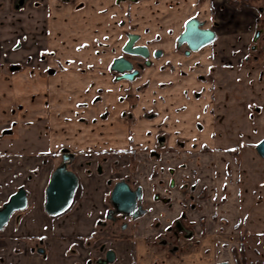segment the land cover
<instances>
[{
	"label": "crops",
	"instance_id": "0c3cea01",
	"mask_svg": "<svg viewBox=\"0 0 264 264\" xmlns=\"http://www.w3.org/2000/svg\"><path fill=\"white\" fill-rule=\"evenodd\" d=\"M35 1L27 0L22 5L20 0H0V60L3 59L0 62V199L24 182L30 171L37 167L40 179L35 182L38 186L30 185L35 202L39 205L42 204L40 187L45 183L43 176L51 166L45 168L40 165L41 152L14 149L15 146L10 145L6 138L14 128L38 124L39 127L48 128L49 132L54 131L56 136L55 139L50 136V150L46 153H56L62 147L74 151L90 147L122 148L125 141L121 129L106 130L101 122L86 126L67 121L77 110L75 105L78 102L89 101L96 89L106 84L101 81L99 62L94 57V38L101 35L95 31L97 27L103 25L101 27L106 30L112 28L114 21L125 19L127 9L134 23L147 25L154 34L160 31L158 26L161 20L157 18V13L151 14L149 7L145 9V4L148 6L150 1L142 5L147 11L144 13L146 19L141 13L143 9L135 4L124 3L121 8H116L112 6V0H90L79 14H74L72 10L58 11L56 0H38V5ZM100 8L106 10L100 12ZM160 15L164 21L172 22L177 18V11L164 8L163 4ZM247 18L251 20L252 17ZM84 21L90 28V47L87 52H78L76 46L82 41V33H70L74 38H69L68 25L72 23L71 27H76L75 22L80 24ZM165 30H162L163 33ZM174 31L177 32L178 27ZM25 36L33 37V48L42 46L46 52L55 53L53 60L50 59L54 74L46 75L43 69L30 64L23 68L12 67L20 65L21 58L10 62L7 56L14 53L23 56L27 49L32 50L27 42H21L26 39ZM40 36L45 37L41 43L37 42ZM75 37L80 40L78 43ZM223 42L227 43L218 41L216 44L219 55L215 65L219 72L217 79L224 74L222 79L227 80L218 84L224 90L240 88V78L246 84L238 96L235 92V96L228 99L229 121H223L218 113L214 116L212 105L203 112V101H183L181 87L148 92L151 95L143 98L149 101V97L153 96L152 103L147 107L153 111V119L168 117L170 123L173 119L180 120L179 124L171 123V127L175 125L179 139L185 142L182 150L186 152L179 158L185 168L180 172L176 186L169 190L155 185L151 180L153 168L142 172L138 180L149 213L138 219L139 225L134 231L126 234L132 238L113 239L111 245L116 252V264H242L239 248H242L246 264L256 260L264 262V158L255 149V145L264 138L261 139L264 135V75L259 78L258 71L246 75V67L238 64V56L230 55L237 47L236 43L232 44V39H223ZM164 50L167 55L178 59L177 55H173L171 43L165 45ZM226 61H232V72L225 67ZM202 62L206 60L202 58ZM86 66L92 68L85 74L81 73L80 69ZM163 79H166L165 74ZM187 86L190 87V84ZM184 105L185 110L179 111ZM92 117L96 115L92 113L86 116L87 119ZM197 118L204 123L202 130L191 128L198 121ZM155 122H149L147 126L154 129ZM137 123L134 132L139 140L138 136L145 127L140 117ZM6 130L10 133L5 134ZM106 141H109V145H106ZM154 193L159 195L158 199L167 197L168 202L156 201ZM60 219L57 220L59 223ZM29 220L33 223L36 221V228L42 225V219L37 214L36 218ZM177 222L180 228L173 227ZM19 227L18 221H10L1 231V238L6 237L7 242H13L12 246L6 244L7 247H3L8 253L3 252L2 256L5 253L9 264L15 263L13 258L24 256L26 262L21 264H42L34 255H30L27 246H20L18 237L22 234ZM32 228H25L26 236L34 233ZM183 229L188 232L185 237L182 236L185 232ZM173 230L178 232V248L170 252L168 247L160 248L157 242L162 235L172 236ZM52 232L56 237L64 233L61 229ZM46 233L51 235V230ZM68 233L74 236L76 232ZM67 245L68 242L59 243L55 248H49L50 262L46 263L45 260L43 264H71L72 257ZM236 257H239V261Z\"/></svg>",
	"mask_w": 264,
	"mask_h": 264
},
{
	"label": "flooded vegetation",
	"instance_id": "af4514ba",
	"mask_svg": "<svg viewBox=\"0 0 264 264\" xmlns=\"http://www.w3.org/2000/svg\"><path fill=\"white\" fill-rule=\"evenodd\" d=\"M26 1L27 0H20L22 5L26 3ZM89 1L90 0H56L58 3L56 8L58 11L72 10L74 14H79L88 6ZM146 1H150L148 7L151 14H153V12L157 13V18L161 20L158 26L160 31L154 34L150 27L142 23L143 26H141V31H139L140 25L131 20L130 11L128 9L125 11V19L120 18L118 21H114L112 28L106 30V28L101 27L103 25L97 27L95 31L101 35L94 38V47L96 48L94 57H96L99 62L101 81L106 84L105 86L97 88L89 101L78 102L75 105L77 110L73 112L74 114L72 113V117H69L67 121L72 124L86 126L88 124L95 125V123L101 122L102 128L106 130L112 131L114 129H121L124 133L125 141L122 148L106 146V148L103 147L102 149L90 147L89 149L74 151L68 147H62L55 153V157L48 156L50 161L41 157L40 165L42 167L46 168L47 165L45 166V163H52V166L43 176V182L45 181V183L43 187H40L42 204L38 205L35 202V198L33 197L34 192L30 185H34L35 188L38 186V183L36 184L35 182V180L40 179L37 167V169L34 168L30 171V175H28V178L24 180V182L20 183L18 186L16 185L11 193L5 198L0 199L1 208L10 195L19 188L25 190V208L12 213L8 222L3 226L0 232L10 221H18L21 227H19V231L22 234L18 237L20 246H24V248L27 246L30 255H34L42 264L43 261L47 260V263L48 260H50L49 248L53 246V240H57L63 244L64 241L68 242L67 251L72 257L71 264H105L106 253L109 250L114 252V261L106 264H116V252L111 245L113 239H130L131 236L128 237L126 234H130V231H134L136 226L139 225L138 219L149 213V208L144 203L143 188L140 184V180H138L142 172L148 169L152 170L153 168L154 173L151 175V177H153L151 180L155 185L165 190L173 189L176 186L180 178L179 174L185 168V164L180 162L179 158L181 154L183 155L186 151L185 149L182 150L185 142L179 139L178 131L171 130L170 126L171 123L179 124L180 120L173 119L170 123L168 117L153 119L155 118L153 111H149V108H147L149 104L152 103L153 96L149 97V101L147 98L143 100L147 95H151L149 94L150 92H162V90H170L171 87H181V97L185 102L194 101L195 103H200L205 96L206 98L207 96L211 97L213 94V87L216 86V83L227 80V78L222 79L224 74L221 75V79H217V73L219 72L218 69H216L217 65H215L219 55L216 44L218 41H221V44L227 43L223 42V39H232V44L234 42L236 43L237 47L230 52V55L231 57L238 56V64L246 67V75L250 76L255 71H258L259 78L264 75V0H112V6L121 8L122 4L125 3L126 5L135 4L137 8H140ZM35 3L38 5L39 1L36 0ZM163 4L164 8L171 9L173 12L177 11V18L172 22L164 21L161 18L160 12ZM100 9V12L106 10L104 8ZM120 10L121 9H119V11ZM250 15L252 17L251 20L248 19L249 17L247 18V16ZM135 16L137 17L136 14ZM74 18L78 20V17L75 16ZM138 19H141V17L138 16ZM247 19L248 21H246ZM189 21L192 25L195 23L199 29L213 32L212 41L198 50L190 49L186 41L178 43V37L185 30V25ZM77 22H75L76 27H71L72 23L68 25L69 38L73 37L70 33H82V38L80 39L82 41L76 46L77 51L87 52L90 47V43L88 42L90 28L86 21L80 24ZM177 27L178 31L175 32L174 29ZM165 28V33H163L162 30ZM113 29L116 30V39H113L111 35V30ZM128 36L132 37V45L129 46V49L145 47L147 51L146 57L138 53L129 54L123 50L126 42H128ZM32 38L33 37L29 36L21 40V42H27L29 48H32V50L29 51V49H27L23 56H21V64L17 65V68L19 66L23 68L26 64H30L32 67L43 69L46 75L54 74L55 70L50 65V59L52 58L53 60L55 53L46 52L42 46L33 48L34 42ZM44 38V36L37 37V42L41 43ZM75 40H77V43L80 41L77 37H75ZM169 43L172 45L173 55H177L178 59L176 56H169L167 52H165V45ZM158 44L160 46H158ZM222 50H224V48H222ZM118 58L127 60L131 65V69L123 72L111 70L110 65L112 61ZM202 58L206 60L205 63L202 62ZM2 61L3 59L0 60V62ZM232 64V61L224 62L225 67L231 69L230 72H232L233 69ZM91 68L92 66H86L80 69V72L85 74ZM164 74L166 79H163ZM130 76L132 78H130ZM243 82L245 81L243 80ZM187 84H190V87H188ZM223 85L227 86V84ZM221 87L224 88L223 86ZM160 100H162V96ZM182 110H185V105L183 108L179 109V111ZM92 113L95 114L96 117L87 119L86 116ZM138 116L141 120L143 119V121H145L142 123L145 127L142 128L143 131L139 128L141 131L138 136L139 140L136 139L134 132V128L138 125ZM197 120L198 121H195L194 125H192V130L202 129L203 126H201L200 118H197ZM153 121H156L153 128L159 129L156 132H153L154 129H152L151 126H147L149 122ZM4 133L8 134L10 131L6 130ZM106 145H109V141H106ZM132 150L135 153H131ZM41 153L47 154L46 152ZM138 153H142V155L148 159V162L145 163L144 161V163H141L140 161L139 165H142L141 168H139V166L131 168L127 166L128 169H130V173H127L122 166L126 163L124 159L131 158L132 154L136 155ZM65 157L66 159L64 161ZM78 157L86 159H84V162L77 163ZM54 158L58 160L56 165H53ZM62 163L65 164L67 171L72 172L76 176L77 186L70 207L60 215L51 216L44 210V192L52 172ZM83 164L84 166H82ZM117 165L121 171V175L116 176V174H113L115 177H107L106 172L108 169H112ZM101 176H105L103 184L107 190L105 189L104 192L102 191L101 194L98 195L100 197L99 202H101L102 196L108 192L110 207L105 208L102 213V210L96 207V203L88 201L91 204V209L85 210L87 215H84V219H81V216H79L78 219L74 221L73 219L66 220L67 224L62 221L59 223L57 220L66 215L68 218H74L72 214H68L74 211L72 208L75 204L77 205L86 194L83 191V177L84 181L87 182V180L92 179V177L99 178ZM181 179L183 180L184 178L182 177ZM102 180L103 179H101V181ZM119 182L126 183L132 191L140 188L141 199L136 203V211L138 213L136 217L116 212L111 203V191ZM79 190L80 194L77 198L76 195ZM1 195L4 196V194ZM88 196L89 193L88 195L86 194V197ZM153 196H156V201L168 202L167 197H160L158 199L159 195L157 193H154ZM152 200H154V198H152ZM101 204L102 203H100V205ZM138 206H140V208H137ZM94 213H96L95 216ZM36 214L40 220L42 219L40 228H36V221L33 223L29 220V218H36ZM75 221L77 226L82 228L77 230V233H80L77 237L81 236L85 240H89L94 235L93 232L96 234L97 232H102V230H106L108 235L101 236L100 242L94 247L89 244H87L89 248L85 247L84 243H81L78 238L72 236L73 234H67V232L74 231L72 227L75 226ZM180 226L181 225L177 222V225L175 224L173 227L180 228ZM27 227H33L32 230L34 233L26 236L25 228ZM55 229H61L65 234H61V237L53 236L54 232L52 231ZM47 230H51V235L46 233ZM183 230L185 232L182 236L185 237L188 235V232L185 229ZM177 234L178 232L173 230L172 236L162 235L158 239V246L160 248L168 247V251L170 252L178 248L177 242L179 237ZM27 240L31 243H26L29 242ZM79 242L80 249H75L74 247L78 245ZM20 252L23 253L22 249ZM236 258L237 261H239V257ZM4 262L5 264H9L6 258ZM215 264L224 263L218 262Z\"/></svg>",
	"mask_w": 264,
	"mask_h": 264
},
{
	"label": "rangeland",
	"instance_id": "374dc122",
	"mask_svg": "<svg viewBox=\"0 0 264 264\" xmlns=\"http://www.w3.org/2000/svg\"><path fill=\"white\" fill-rule=\"evenodd\" d=\"M144 7H145V9H147V7H148L147 4H145ZM139 9H143V7L141 6ZM145 9H143L144 12L141 11V13H143V15H144L143 19L144 18L146 19L145 14L147 11ZM141 26H143V25L139 26V31H141ZM111 31H112L111 35L113 36V39H116V36H115L116 30L113 29ZM118 33H119V29H118ZM17 57L21 58V54H19V53L18 54L17 53L11 54V55L7 56V60H9L10 62H13ZM108 60H109V58H108ZM12 66H17V65H12ZM240 80L242 82V84L240 85V88L236 87L235 89L233 88L230 90H227L226 88L224 90L217 83L216 86L213 87V94L211 95V97L207 96V98H206V96H205L201 100V102L203 101L202 111L205 112L209 108V106L212 105L214 116L216 113H218L219 116L223 117L222 118L223 121H225V122L229 121L230 110L226 106L228 103V99L231 98L232 96H235V92H236V96H238L243 91V88L246 86V84L243 82V79L240 78ZM244 100H246V97ZM172 112L173 111H171V113ZM171 116H172V114H171ZM141 122L143 123L145 121L141 120ZM200 123L202 124L203 122L200 121ZM201 126H203V125H201ZM203 128H204V126L202 127V129ZM170 129L175 130L176 129L175 125H173L172 127L170 126ZM157 130H159V129L156 128L153 130V132H156ZM47 131H48V128L46 129V127H43V126L39 127L38 124H36V126H35V124H34V126L31 125V126H24V127H20V128H14L12 133L10 135H8V137L6 139H7V141H9L10 145L15 146L14 149L15 148L22 149V150H25L26 152L35 151V152H44L45 153V152H48V150H50L49 146H50L51 137H52V139L53 138L55 139V137H56V136H54V134H55L54 131L53 132H49V131L47 132ZM263 137H264V135L261 137V139ZM131 153H135V152H133V150H132ZM49 155L55 157L54 152H52L51 154H48V153L47 154H41V155H39V157H44L45 160L50 161V159L48 157ZM131 156H132L131 158L124 159V162H126V163H124L122 165L123 169L126 170L127 173H130V169H128L127 166H129L130 168L139 166V168H141L142 165L141 166L139 165L140 161H141V163H144V161H145V163L148 162L147 161L148 159L145 158V156H143L142 153H138L136 155L132 154ZM135 156H136V158H135ZM139 157H140V159H139ZM84 159H86V158L78 157L77 163L84 162L85 161ZM53 160H54L53 165H56V163H58V160L55 158ZM150 163H152V162H150ZM45 166L46 167L52 166V163H49V162L47 164L45 163ZM82 166H84V164ZM110 170H111V172H110ZM113 174H116V176L121 175V171H120L118 165L114 166L112 169H108V171L106 172L107 177H115V175H113ZM104 177L105 176H101L99 178L98 177H92V179L87 180V182L84 181V177H83V179H82L84 182V190L83 191L87 195L89 193V196L86 197V194H85V196H83L82 200L79 203H77V205L75 204V206H74L75 208L74 207L72 208L75 211L74 212L75 213L74 218H68V216L61 217L60 220L62 222L67 224L66 220L73 219V221H74V220H77L79 216H81V219H84V215L85 216L87 215L85 210L91 209V204L88 201H91L92 203L93 202L96 203V207H99V209L102 210V213H103L105 208L110 207L108 192L102 196L101 202H99L100 197L98 195L101 194L102 191L104 192V190L106 189V187L103 184V181L105 179ZM101 179H103V180L101 181ZM100 203H102V204L100 205ZM99 209H98V211H99ZM71 214H72V212L69 215H71ZM95 215H96V213H94V216ZM74 225L75 226L72 227L75 229L74 232H76L74 236L76 238H78V240H80L81 243H84L85 247H88V248H89V246L87 244L94 247L96 244H98L100 242L101 236L108 235L106 230H102V232H97L96 234H95V232H93L94 235L89 240H87V239L85 240L81 236L77 237V235L80 234V233H77V230L82 229V228L77 226L76 221H75ZM1 234L2 233L0 232V264H5L4 261H5V253L6 252L3 249V247L12 246L13 242L12 241L7 242L5 239L6 237L4 239L1 238ZM69 240H70V238H69ZM27 241H29V240H27ZM80 242L78 245H76L74 247L75 249L76 248L80 249ZM236 242L237 241L235 239V243ZM26 243L30 244L31 242L29 241ZM59 243H62V242H56V241L54 242V240H53V242H52L53 246H50V248H55V246L58 245ZM66 243H67V241H64V244H66ZM6 244H7V246H6ZM187 250L189 251L190 249H187ZM3 252H5L4 256H2ZM7 253H8V250H7ZM239 254H240V260H241L242 264H246L244 261V258H243L242 248H239ZM256 256H258V254ZM12 261L15 262L16 264H21L22 262H26V258H25V256L24 257H16V258H13ZM32 262L35 263L34 260H32ZM48 262H50V260H48ZM249 264H264V262L260 261V260H256L254 262H249Z\"/></svg>",
	"mask_w": 264,
	"mask_h": 264
},
{
	"label": "water",
	"instance_id": "95a60500",
	"mask_svg": "<svg viewBox=\"0 0 264 264\" xmlns=\"http://www.w3.org/2000/svg\"><path fill=\"white\" fill-rule=\"evenodd\" d=\"M212 38L213 32L210 30L199 29L195 23L192 25L189 21L185 25V30L178 37V43L186 41L190 49L198 50L199 48L209 44L212 41ZM131 39L132 37L128 36V42H126L123 50L129 54L138 53L143 57H146L147 51L145 47H135L129 49V46L132 45ZM110 69L117 72L129 71L131 69V65L124 58H118L112 61ZM131 76L130 78H132ZM255 149L257 154L264 158V138L255 145ZM65 159L66 157L64 158V161ZM76 186V176L72 172L66 170L64 163L56 167L50 176L44 192L45 212L51 216L64 213L72 203ZM140 199V188L132 191L124 182L117 183L110 194V200L115 208V211L132 217H136L138 215L136 211V203ZM25 206L26 192L23 188H19L16 192L10 195L8 200L0 208V230L8 222L12 213L24 209ZM137 208H140V206ZM113 261L114 252L109 250L106 253L105 264L112 263Z\"/></svg>",
	"mask_w": 264,
	"mask_h": 264
},
{
	"label": "trees",
	"instance_id": "16d2710c",
	"mask_svg": "<svg viewBox=\"0 0 264 264\" xmlns=\"http://www.w3.org/2000/svg\"><path fill=\"white\" fill-rule=\"evenodd\" d=\"M79 194H80V190L78 191V193H77V195H76L77 198L79 197Z\"/></svg>",
	"mask_w": 264,
	"mask_h": 264
}]
</instances>
